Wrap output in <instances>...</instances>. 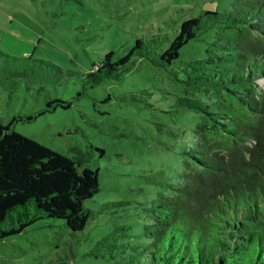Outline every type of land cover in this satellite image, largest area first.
Returning a JSON list of instances; mask_svg holds the SVG:
<instances>
[{
  "label": "rangeland",
  "instance_id": "obj_1",
  "mask_svg": "<svg viewBox=\"0 0 264 264\" xmlns=\"http://www.w3.org/2000/svg\"><path fill=\"white\" fill-rule=\"evenodd\" d=\"M232 1L0 0V122L66 155L89 150L100 181L84 229L39 219L0 238V264H124L103 237L124 226L119 243L146 240L134 236L149 221L144 208L167 193L162 182L176 181L200 119L177 103L188 90L182 67L205 55L215 30H201L171 64L157 61L183 20ZM137 38L158 44L118 78L90 86L95 63L110 50L123 56Z\"/></svg>",
  "mask_w": 264,
  "mask_h": 264
},
{
  "label": "trees",
  "instance_id": "obj_2",
  "mask_svg": "<svg viewBox=\"0 0 264 264\" xmlns=\"http://www.w3.org/2000/svg\"><path fill=\"white\" fill-rule=\"evenodd\" d=\"M207 28L214 36L203 57L183 65L188 90L177 99L200 119L176 181L162 182L167 193L144 208L149 221L134 236L147 241L119 243L124 226L103 237L124 264H264V0H233L226 11L183 20L157 63L171 64ZM157 44L137 38L117 59L108 51L86 81L118 78ZM73 150L63 154L0 122V238L39 219L78 231L95 217L86 200L100 190L99 171L87 164L89 150Z\"/></svg>",
  "mask_w": 264,
  "mask_h": 264
},
{
  "label": "water",
  "instance_id": "obj_3",
  "mask_svg": "<svg viewBox=\"0 0 264 264\" xmlns=\"http://www.w3.org/2000/svg\"><path fill=\"white\" fill-rule=\"evenodd\" d=\"M260 84H262L264 86V82H260Z\"/></svg>",
  "mask_w": 264,
  "mask_h": 264
},
{
  "label": "crops",
  "instance_id": "obj_4",
  "mask_svg": "<svg viewBox=\"0 0 264 264\" xmlns=\"http://www.w3.org/2000/svg\"><path fill=\"white\" fill-rule=\"evenodd\" d=\"M261 81H262V80H261ZM261 81H260V82H261Z\"/></svg>",
  "mask_w": 264,
  "mask_h": 264
}]
</instances>
